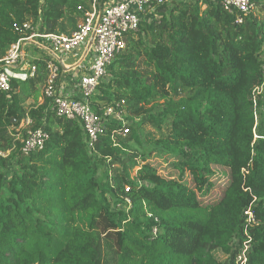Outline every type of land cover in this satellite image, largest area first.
<instances>
[{
    "label": "trees",
    "instance_id": "trees-1",
    "mask_svg": "<svg viewBox=\"0 0 264 264\" xmlns=\"http://www.w3.org/2000/svg\"><path fill=\"white\" fill-rule=\"evenodd\" d=\"M255 2L241 24L212 0H172L145 15L90 98L126 125L108 117L92 148L81 122L57 115L49 98L26 104L46 83L45 55L35 76L12 78L0 92V264H236L246 243L244 264H264V94L252 99L263 79L264 0ZM90 8L0 0V56L23 35L15 25L67 32L64 20L76 28ZM25 119L17 137L9 128ZM38 128L50 138L25 153ZM153 154L181 179L161 175ZM188 170L228 181L213 196L202 185L194 201Z\"/></svg>",
    "mask_w": 264,
    "mask_h": 264
},
{
    "label": "built area",
    "instance_id": "built-area-1",
    "mask_svg": "<svg viewBox=\"0 0 264 264\" xmlns=\"http://www.w3.org/2000/svg\"><path fill=\"white\" fill-rule=\"evenodd\" d=\"M91 8L85 11L77 29L67 32L46 33L39 30V26L31 22L15 25L17 31L23 35L13 43L4 56H0V92L7 93L12 90L11 68L26 61L27 47L39 49L46 58L48 77L45 84L44 95L51 100L52 107L57 115L81 122L87 133V144L94 147L103 132L105 120L114 117L124 121L123 113L114 107H107L103 115L93 108L90 98L97 92L101 82L109 80V66L116 56L126 48V36L137 31L142 18L150 14L154 7L172 0H90ZM220 3L230 12L237 14V23H243L246 16L255 12V0H212ZM82 9V7H79ZM89 51V64L81 62L79 89L81 98L73 93H64L60 90L59 80L62 69L71 55H76L82 49ZM86 55V54H85ZM85 57V56H84ZM83 57V58H84ZM82 58V59H83ZM81 59V60H82ZM34 61V59H33ZM22 63V64H21ZM80 67V66H79ZM21 68L23 78L35 76L37 66L33 63L30 70ZM26 72V73H25ZM76 76V75H75ZM264 94V66L263 79L252 90V99L257 104L259 96ZM31 120L28 119V124ZM126 125V121L123 122ZM129 131L125 127L124 132ZM50 138L49 132L43 128L28 130L24 138L23 151L30 153L45 147ZM2 154V153H1ZM246 214L252 218L253 214L247 210ZM251 245L246 243L239 253L236 264L246 262L245 252Z\"/></svg>",
    "mask_w": 264,
    "mask_h": 264
},
{
    "label": "rangeland",
    "instance_id": "rangeland-1",
    "mask_svg": "<svg viewBox=\"0 0 264 264\" xmlns=\"http://www.w3.org/2000/svg\"><path fill=\"white\" fill-rule=\"evenodd\" d=\"M259 6L257 5V8L255 9V11H258L259 10ZM79 22H81V19H78L77 20V27L79 25ZM64 23L66 25V27L68 29H71L72 28V24L71 22L68 21V19L64 20ZM27 52L30 53L29 55L33 54V53H36L37 51L35 49H30V47H27ZM29 57H27L26 59H28ZM75 56L74 55H71L69 57V59L67 60V63L70 64L72 63L74 60H75ZM30 70V67L28 69V71ZM44 89V86H41V89H39V92L40 90L43 91ZM33 97V96H32ZM32 103V102H30ZM32 105V104H30ZM28 125V119H25V120H22L19 125L17 126H10L9 130L16 133V136L17 137H22L23 133H24V129L26 128V126ZM153 131V129L148 125L146 127V130L147 132L149 131ZM133 146L134 147H137L134 143H133ZM3 155H6L5 153H2ZM149 161L150 163L157 167L159 173L165 177H168V178H173V179H181V175L179 173L178 170H176L173 166H172V160L171 159H165L161 156H159L158 154H153L150 158H149ZM138 170V167L136 166H131L129 168H127V172L130 176H135L136 175V172ZM192 171L191 170H188L185 175H184V178H182L183 181L187 182L189 184V187H190V197H192L194 199V201H196L197 197L199 196L200 197V194L201 192H199L200 190V187L202 185H205L207 188L211 189L210 190V195L213 196L215 195L219 190H220V187L224 184H226V182L228 181V176L227 174H225L226 172H219L217 173L213 178L212 180H207V179H201V178H198V177H193L192 176ZM209 181V182H208ZM215 182V185L213 188L207 186V183H212Z\"/></svg>",
    "mask_w": 264,
    "mask_h": 264
},
{
    "label": "crops",
    "instance_id": "crops-1",
    "mask_svg": "<svg viewBox=\"0 0 264 264\" xmlns=\"http://www.w3.org/2000/svg\"><path fill=\"white\" fill-rule=\"evenodd\" d=\"M79 24H80V22H79ZM75 29H77V27L68 29L67 33H70L72 31H74ZM30 49L32 50L35 48H30ZM35 50L37 51L36 53H33L31 55H29L30 53H28L29 58L26 59V61L23 64L21 63L22 67L19 64L18 66L11 68V74L13 77L24 79L22 72H21V68L27 69L26 72H28L29 67L34 63L33 59L36 60V59H39L42 57L41 50H39V49H35ZM86 51H87V48L86 49L83 48L81 51H79L75 55V57H76L75 60L70 64H68L67 61L65 63H61L62 73H61V77L59 80L60 90H62V92H64V93L71 92V93H73L74 96H77V98H81V90L79 89V82L77 79V77H79V74H80L79 69L83 70V67H81L80 64L82 61H84L85 64L90 63L89 51L88 52H86ZM40 89H41V87H40ZM44 89H45V85H44ZM44 89H43V91L40 90L38 97H34V96L33 97H27L26 98V104L30 105V104H34L36 102H38V103L44 102V100H45ZM30 102H32V103H30Z\"/></svg>",
    "mask_w": 264,
    "mask_h": 264
},
{
    "label": "water",
    "instance_id": "water-1",
    "mask_svg": "<svg viewBox=\"0 0 264 264\" xmlns=\"http://www.w3.org/2000/svg\"><path fill=\"white\" fill-rule=\"evenodd\" d=\"M12 121H15V118H12Z\"/></svg>",
    "mask_w": 264,
    "mask_h": 264
}]
</instances>
